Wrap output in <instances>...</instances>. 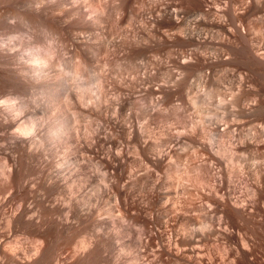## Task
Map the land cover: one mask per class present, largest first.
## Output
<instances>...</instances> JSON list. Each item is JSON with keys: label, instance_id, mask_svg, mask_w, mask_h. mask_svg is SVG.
<instances>
[{"label": "bare ground", "instance_id": "6f19581e", "mask_svg": "<svg viewBox=\"0 0 264 264\" xmlns=\"http://www.w3.org/2000/svg\"><path fill=\"white\" fill-rule=\"evenodd\" d=\"M261 6L0 0V264H264Z\"/></svg>", "mask_w": 264, "mask_h": 264}, {"label": "rangeland", "instance_id": "374dc122", "mask_svg": "<svg viewBox=\"0 0 264 264\" xmlns=\"http://www.w3.org/2000/svg\"><path fill=\"white\" fill-rule=\"evenodd\" d=\"M261 7H262V6H261ZM261 7H260L259 10H257L258 12L256 11L257 13H253V14H256V15H254V17L257 18L258 16H261V15H262V13H263L264 11L262 12L261 10H262V8H264V7H262V8H261ZM263 10H264V9H263ZM260 11H261V12H260ZM25 34H26L25 31H23V30H19V31H17V32H14L13 35H11V36H13V37H17V36H18L20 39H21V38L23 39V38H25V37H24ZM20 35H21V36H20ZM7 37H9V36H7ZM7 37L5 36V38H7ZM2 39H3V41H2ZM7 39H8V38H7ZM0 40H1V41H0V44H1V42H2V44H3L4 41H5L6 39H4V37L2 38V36H0ZM22 52L25 53V52H26V49H22ZM147 55H149V57H148L149 59H148V58L138 59V61H139L140 64H138V66L136 67V70L134 71V73H132V75H133V77L135 78L136 82H138V80H139V79H138V78H139L138 76H140V75L142 74V71H143V70H147V71H149V72H153V71L155 70V69H154V66H153V63L150 61L151 58H154V57H155V53H154L153 51H148V52H147ZM159 56H160V59H161V62H162V65H163V66H166V65H168V64L171 63V61L168 59V57H166V56H164V55H162V54L159 55ZM163 57H164V58H163ZM149 64H150V65H149ZM139 74H140V75H139ZM136 76H137V79H136ZM194 80H195V78H194L193 75H190V77H188V81L194 82ZM157 81H158V82L162 81V78L160 77ZM178 101H179L178 99L175 100V102H178ZM142 102H143V101H142V99L140 98L139 94L136 95V98H135V104H134L135 106H134V108H127V109H125V110H124V113H126V114L123 113V116H124V115H125V116L131 115V118L133 117L132 120L134 121V118H135V122H136V123H135V122H134V123H135L136 125H138V126L144 125V123H145V125H146V122H147V121H148V123H149V124L147 123V126H148V125L150 126V125L156 120L154 126H153V125L150 126V127L148 126V129L150 128L149 131L151 130V132H152V130H153V132H154V131L156 130V131H155L154 133H152V134H150L151 132H149V135H152L153 137H154V136H157V135H159V136H163V134H164L163 132H164L165 130H167V129L170 130V131H171L172 133H174V134H178V133H181V132L188 131V130L191 128L190 126H194V125L196 126V124L191 123V122H187V123H186V122H182V125H181V122L178 123V122H175V121H169V120H167V119L164 117V115H161L160 117H158V119H154L153 121H152L151 119L146 118V117L143 116V115H142V116H143V117H142L140 111H139V114L137 113V110H139V107L143 104ZM0 103H1V102H0ZM188 105H189V104H188ZM188 107H190V108H188ZM188 107H187V110H186V112H185V113H186V116L188 115L189 117H191V116L193 115V116L196 117V115H195L196 112L194 111L193 108L191 109V105H189ZM132 109L135 110L136 113H135ZM192 110H193V111H192ZM132 111H133V112H132ZM189 111H190V112H189ZM188 112H189V113H188ZM191 113H192V115H191ZM134 114H135V116H136V114H137V115H140L141 117H140V116L135 117ZM189 114H190V115H189ZM141 118H142V119H141ZM150 120H151V121H150ZM143 121H146V122H143ZM149 121H150V122H149ZM157 122H158L159 124H156ZM150 123H151V124H150ZM161 123H162V124H161ZM189 123H190V125H189ZM153 124H154V123H153ZM166 124H167V125H166ZM183 124H184V125L187 124V125L184 126ZM157 125H158L159 128L156 127ZM174 125H175V126H174ZM177 125H178L179 127H178ZM147 126H146V127H147ZM161 126H162V127H161ZM165 126H166V127H165ZM181 126H182V127H181ZM151 127L154 128V129H151ZM170 127H171L172 129H171ZM196 127H197V126H196ZM157 128H158V129H157ZM173 128H174V129H173ZM175 128H176V129H175ZM187 128H188V129H187ZM160 129H162V130H160ZM164 129H165V130H164ZM186 129H187V130H186ZM158 130H159V131H158ZM163 130H164V131H163ZM161 131H163V132H161ZM175 132H176V133H175ZM158 133H159V134H158ZM156 134H157V135H156ZM153 137L150 136L149 138H153ZM202 139L205 140V138H202ZM191 146H192V148H191ZM193 146H194V145H188V146H185V147H184V150L186 149V152H189V151H190L189 154H194V153L196 152L197 157H199V156L201 157L200 154H203L201 158H203L204 156H206V155H204V154H206V152L204 153V151H202V152H203V153H202V152L200 151V149L197 148V150H196V149H194L196 146H194V147H193ZM189 147H190V150L188 151ZM187 148H188V149H187ZM198 150H199V151H198ZM130 151H131V148L129 149V154L134 155V156L136 155L135 153H132L133 151H132L131 153H130ZM192 152H193V153H192ZM198 153H200V154H198ZM198 155H199V156H198ZM222 158H223V157H222ZM222 160H223V159H221V161H222ZM186 163H187V162H183L182 165H181L180 162H179V163L177 164V166H178V168H182L183 166H185ZM222 163H225V165H227V164L229 163V164L227 165L228 169H229L230 166H233L231 162L226 161V160L222 161ZM226 163H227V164H226ZM135 166L137 167V171H138V169H139V171H140V169L142 168V166H141V168H140V166L134 165V166H133V169H134V170L136 169ZM138 167H139V168H138ZM230 168H231V167H230ZM141 170H142V169H141ZM230 170H232V172H231ZM229 171L231 172V173H230V178H232V179L236 178V175H237V173H238V172H236L237 170H235V168L232 167L231 169H229ZM233 172H234V173H233ZM232 173H233V174H232ZM160 174H161L163 177H166L167 179L170 178V180H172V181L175 180V178L172 177L173 174H172L171 176H169V177L163 175L164 173H162V172H160ZM232 176H233V177H232ZM171 177H172L174 180L171 179ZM90 185H91V184H90ZM238 185H242V183H238ZM87 186H88V185H87ZM87 186H86L85 189H88ZM196 199H197V198H196ZM134 238H135V236L132 237V239H134ZM136 239H137V238H135L134 240H136ZM149 250H150V249H148L147 252L145 251L146 254L148 253V255H145V254H144V255H145L144 257H146V256H147V257H148V256L150 257L151 250H150V252H148ZM220 258L222 259V257H220ZM223 259H224V258H223ZM223 259H222V260H223ZM222 260L217 259V261L220 262V264H222V263H221ZM222 262H223V261H222ZM218 264H219V263H218Z\"/></svg>", "mask_w": 264, "mask_h": 264}]
</instances>
